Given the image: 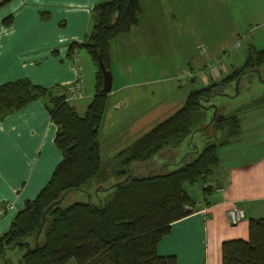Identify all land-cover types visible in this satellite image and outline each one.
I'll return each mask as SVG.
<instances>
[{"label":"crops","instance_id":"0c3cea01","mask_svg":"<svg viewBox=\"0 0 264 264\" xmlns=\"http://www.w3.org/2000/svg\"><path fill=\"white\" fill-rule=\"evenodd\" d=\"M103 1L11 0L0 7V85L27 78L43 87L64 86L67 103L82 114L95 93L96 67L84 50L72 59L67 50L83 39L92 8ZM139 5L137 24L110 41L112 84L101 124L105 155L179 108L195 79L204 84L214 79L225 55L244 38L264 41V0H139ZM8 15L12 21L3 25ZM173 41L185 55H176ZM155 65L158 71L149 72ZM149 74L157 77L142 79ZM243 117L241 133L220 152L201 195L189 193L191 213L172 222L157 243L159 255H174L176 264H221V243L247 239L248 219L264 218V107ZM55 134L40 100L0 116V205L13 204L0 215V234L61 161ZM204 186L210 191L204 193ZM233 206L244 213L237 224L227 219Z\"/></svg>","mask_w":264,"mask_h":264},{"label":"trees","instance_id":"16d2710c","mask_svg":"<svg viewBox=\"0 0 264 264\" xmlns=\"http://www.w3.org/2000/svg\"><path fill=\"white\" fill-rule=\"evenodd\" d=\"M10 1L0 0V7ZM139 14V0L103 1L92 8L83 39L69 43L68 58L82 49L96 67L95 93L82 114L67 103L64 86L43 87L27 78L0 85V116L40 100L56 125L54 144L62 155L47 183L34 198L24 202L0 234V264H66L70 259L74 264H176L174 255H159L156 247L172 222L191 213L188 207L194 199L186 185H204L210 179L220 162V149L241 133L240 114L264 106L263 93L231 113L214 109L206 122L211 107L208 100L214 94H224L218 86L237 80L238 86L242 75L249 72L260 73L262 79L264 47L249 44L240 66L219 81L191 89L179 108L127 145L105 155L101 124L108 93L101 91L97 58L110 70L111 39L136 25ZM11 21L12 15H8L2 23L9 25ZM210 127L213 132L207 135L205 131ZM197 131L207 139L200 150L194 144L195 155L189 161L167 172L136 171L158 154H173ZM115 182L120 183L112 186ZM95 188L96 202L65 203L70 193L90 194L89 190ZM202 190L206 193L210 187ZM54 201L58 202L46 213L37 236L42 213ZM247 229V239L221 243V264H264V218H249ZM36 241L38 249L31 251ZM9 251L17 252L16 256H9Z\"/></svg>","mask_w":264,"mask_h":264},{"label":"rangeland","instance_id":"374dc122","mask_svg":"<svg viewBox=\"0 0 264 264\" xmlns=\"http://www.w3.org/2000/svg\"><path fill=\"white\" fill-rule=\"evenodd\" d=\"M262 41L263 38L259 36L253 37L252 35L251 38H244L242 40L241 45L238 48L234 49L229 55L228 53L225 55L227 57L223 61L222 66H218L217 68L219 74L215 75L214 79L210 81H217V80L219 81L223 76L227 75L230 71H232L233 68L240 66L244 61L247 46L249 44H253L257 48H262L264 47V41L263 42ZM172 47L173 50H176L175 53L177 56L182 57V55H185L183 54L184 52H181L179 50L178 45L174 41L172 42ZM145 64L147 66L148 63L146 62ZM231 65H235V66H231ZM148 71L156 72L158 71V67L156 68V65L155 67L150 66L148 68ZM150 77H157V75L149 74L147 76H144L142 79H144L145 81H151L152 78ZM236 82L237 81L227 86L217 87V90L219 92L222 91L224 94H214L211 96L210 100H208L207 104H210L211 107L207 109L206 122L210 120V116L214 113V109H217L219 112L223 114L231 113L240 108H243V106L250 103L252 100H254L255 98L259 97L264 93V81H261L258 74L256 73H252V72L245 73L244 75H242L241 79L239 80L238 86ZM203 84L204 83L201 82L200 79H195L192 82L193 88L200 87ZM144 87L148 89L150 86L146 85ZM261 107H257L255 109H251L249 111L243 112L242 114H240V117H242L241 119H245L243 116H247L251 112H256ZM205 132L207 135L212 134L213 128L210 127ZM205 136L206 135L205 134L203 135L200 131L193 133L191 137L183 140L179 145V147L174 149L173 154H170V151H166L167 154L164 156H162V153L158 154L152 159L149 165L140 164L143 166L137 168L136 171L140 174H147L151 171L167 172L176 169L183 163L192 159V157L195 155V153H192L194 144L198 146L199 150L204 146V143L207 139L205 138ZM244 136L242 137V139L244 138ZM223 150H226V146L222 147L220 149V152H222ZM110 153H113V151ZM136 164L139 165L138 163ZM201 186L202 185L200 184H195L192 186L186 185V188L188 192L191 194V196H193L194 198L195 197L198 198L199 195H201L200 193ZM96 189L97 188L92 190L90 189L89 190L90 194H88L85 191L72 192L65 200V203L67 204L72 201H87V200H92L96 202L97 197L94 194V191H96ZM103 195L104 193H100V196ZM16 253L17 252L14 253L13 251H9L7 254H9V256H16ZM66 264H74V260L70 259Z\"/></svg>","mask_w":264,"mask_h":264},{"label":"water","instance_id":"95a60500","mask_svg":"<svg viewBox=\"0 0 264 264\" xmlns=\"http://www.w3.org/2000/svg\"><path fill=\"white\" fill-rule=\"evenodd\" d=\"M97 64H98V68L100 70V73H101V78H102V86H101V91L104 92V93H108L111 89V84H112V74H111V71L109 69H107L104 65V63L102 62V60L100 59V57L97 58ZM264 67V66H263ZM258 76H260V73H257ZM263 75L262 77V81H264V73H261ZM238 81V80H237ZM237 83V82H236ZM128 176H126L123 181H125L127 179ZM120 182H115L112 184V186L116 185V184H119ZM58 201H54L52 203H50L46 208L45 210L43 211L42 213V219H41V223H40V227L38 229V232H37V236L39 235L40 231H41V228L45 222V215L46 213L48 212V210H50V208L56 204ZM38 249V243L37 241L35 242V245L33 248H31V251H35Z\"/></svg>","mask_w":264,"mask_h":264},{"label":"built area","instance_id":"2783aa9c","mask_svg":"<svg viewBox=\"0 0 264 264\" xmlns=\"http://www.w3.org/2000/svg\"><path fill=\"white\" fill-rule=\"evenodd\" d=\"M76 91H79L80 89V83L79 81L76 83ZM13 208V204L10 202L4 203L0 205V215L5 213L7 210H10ZM244 217L243 210L233 206L227 211V219L230 224H237L239 223Z\"/></svg>","mask_w":264,"mask_h":264}]
</instances>
